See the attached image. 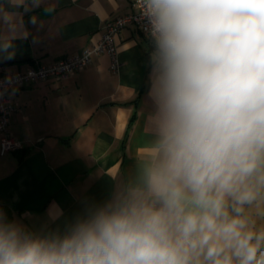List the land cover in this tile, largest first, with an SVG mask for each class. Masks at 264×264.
I'll return each instance as SVG.
<instances>
[{
    "label": "clouds",
    "instance_id": "1",
    "mask_svg": "<svg viewBox=\"0 0 264 264\" xmlns=\"http://www.w3.org/2000/svg\"><path fill=\"white\" fill-rule=\"evenodd\" d=\"M143 5L155 139L140 183L63 237L0 213V264H264L244 215L264 190V0Z\"/></svg>",
    "mask_w": 264,
    "mask_h": 264
},
{
    "label": "crops",
    "instance_id": "2",
    "mask_svg": "<svg viewBox=\"0 0 264 264\" xmlns=\"http://www.w3.org/2000/svg\"><path fill=\"white\" fill-rule=\"evenodd\" d=\"M131 0H0L3 77L70 57L95 43ZM107 54L67 79L11 91L10 135L22 148L0 156V213L21 232L63 237L140 183L155 139L152 38L134 27ZM7 45V47H5ZM264 230V190L244 208Z\"/></svg>",
    "mask_w": 264,
    "mask_h": 264
},
{
    "label": "built area",
    "instance_id": "3",
    "mask_svg": "<svg viewBox=\"0 0 264 264\" xmlns=\"http://www.w3.org/2000/svg\"><path fill=\"white\" fill-rule=\"evenodd\" d=\"M131 6L132 12L105 22L102 33L95 43L70 57L50 64H36L7 77L2 76L0 64V156L22 148V144L9 133V119L14 110L13 101L9 96L11 91L23 89L49 78L65 80L71 74L86 67L92 57L99 54H107L111 59V69L116 70L119 62L116 58L115 39L124 28L134 27L152 38L148 17L142 11L143 0H131Z\"/></svg>",
    "mask_w": 264,
    "mask_h": 264
}]
</instances>
